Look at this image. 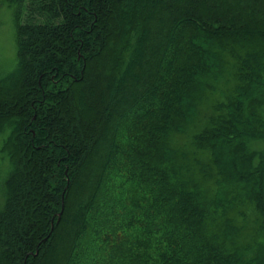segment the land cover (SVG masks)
<instances>
[{"label":"trees","instance_id":"obj_1","mask_svg":"<svg viewBox=\"0 0 264 264\" xmlns=\"http://www.w3.org/2000/svg\"><path fill=\"white\" fill-rule=\"evenodd\" d=\"M4 1L0 264H264V0Z\"/></svg>","mask_w":264,"mask_h":264},{"label":"rangeland","instance_id":"obj_2","mask_svg":"<svg viewBox=\"0 0 264 264\" xmlns=\"http://www.w3.org/2000/svg\"><path fill=\"white\" fill-rule=\"evenodd\" d=\"M23 11L21 13L20 20L23 16ZM16 64V20L14 14V7L8 5L4 0H0V75L6 74L13 70ZM223 89L221 88L216 94L220 99ZM198 119V118H197ZM204 121V120H203ZM192 133H185L182 136L178 137V143H193L192 141ZM256 144V143H254ZM192 148L195 147L193 144ZM253 145V147H256ZM106 153L105 149H102L99 152V156L101 157ZM204 157L205 154H199ZM9 162L7 160L0 158V205L3 200V192H2V183L8 172ZM94 173V172H93ZM239 221L244 222L246 219L244 211L242 209H238L235 211ZM246 214H251V208L247 209Z\"/></svg>","mask_w":264,"mask_h":264}]
</instances>
